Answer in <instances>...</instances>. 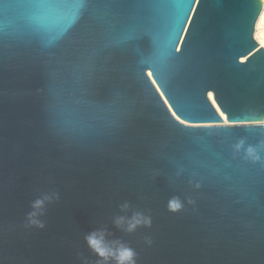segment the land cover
Listing matches in <instances>:
<instances>
[{"label":"water","instance_id":"1","mask_svg":"<svg viewBox=\"0 0 264 264\" xmlns=\"http://www.w3.org/2000/svg\"><path fill=\"white\" fill-rule=\"evenodd\" d=\"M262 9L0 0V264H264Z\"/></svg>","mask_w":264,"mask_h":264},{"label":"clouds","instance_id":"2","mask_svg":"<svg viewBox=\"0 0 264 264\" xmlns=\"http://www.w3.org/2000/svg\"><path fill=\"white\" fill-rule=\"evenodd\" d=\"M217 111H219V109H217ZM220 115L223 117V124L222 125H218V126H264V120H259V121H239V122H229L227 117L224 116L223 113H220ZM234 150L236 152H240L242 149L244 151V157L250 161H252L253 163L258 162L261 160V146H256V145H248L246 148L244 146V141L241 140L240 142H238L237 144H235L234 146ZM197 187H199V185H197ZM43 200L37 199L32 203V207L33 209H39L43 207ZM181 208V204L176 201L175 199L173 201H170V210L172 211H178ZM37 215V213L35 211L30 212L28 214V219L29 222L31 224H35L38 227L43 228L44 224L40 221H37L34 219V217ZM140 221L137 220L135 224L131 225L129 230L131 231L137 224H139ZM147 223H150V220L147 221ZM86 240L89 243L90 248H92L94 251L97 252L98 255H100L101 257L105 256V253L103 251H101L96 244V240L94 238V234H90L88 237H86ZM134 252L131 249H122L120 256H119V260L121 261V264H123V262H127V264H134Z\"/></svg>","mask_w":264,"mask_h":264},{"label":"bare ground","instance_id":"3","mask_svg":"<svg viewBox=\"0 0 264 264\" xmlns=\"http://www.w3.org/2000/svg\"><path fill=\"white\" fill-rule=\"evenodd\" d=\"M261 2L263 9L256 24L254 37L259 46L264 48V0H261ZM209 99L212 101L211 95H209Z\"/></svg>","mask_w":264,"mask_h":264},{"label":"snow or ice","instance_id":"4","mask_svg":"<svg viewBox=\"0 0 264 264\" xmlns=\"http://www.w3.org/2000/svg\"><path fill=\"white\" fill-rule=\"evenodd\" d=\"M113 2H120V0H113ZM128 2H132V3H143L145 2V0H128ZM148 3H151V4H165L168 2V0H147ZM80 3L82 4H87V0H80ZM183 123V121H181ZM233 127V126H231ZM261 127H264V126H261Z\"/></svg>","mask_w":264,"mask_h":264}]
</instances>
